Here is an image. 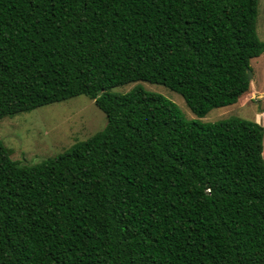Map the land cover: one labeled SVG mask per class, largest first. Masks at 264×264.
Here are the masks:
<instances>
[{
    "label": "trees",
    "instance_id": "16d2710c",
    "mask_svg": "<svg viewBox=\"0 0 264 264\" xmlns=\"http://www.w3.org/2000/svg\"><path fill=\"white\" fill-rule=\"evenodd\" d=\"M259 0H0V118L85 95L107 124L34 164L0 139V264H264Z\"/></svg>",
    "mask_w": 264,
    "mask_h": 264
},
{
    "label": "rangeland",
    "instance_id": "374dc122",
    "mask_svg": "<svg viewBox=\"0 0 264 264\" xmlns=\"http://www.w3.org/2000/svg\"><path fill=\"white\" fill-rule=\"evenodd\" d=\"M256 32L264 43V0L258 1ZM252 77L249 88L236 103L210 109L204 116L195 115L177 92L158 83L135 81L107 89L113 95L127 93L135 87L159 93L172 100L186 120L216 122L230 116L255 120L263 126L264 160V52L249 61ZM105 114L85 95L42 105L29 111L0 118V139L11 149V158L21 164H34L67 153L77 142L102 130Z\"/></svg>",
    "mask_w": 264,
    "mask_h": 264
},
{
    "label": "water",
    "instance_id": "95a60500",
    "mask_svg": "<svg viewBox=\"0 0 264 264\" xmlns=\"http://www.w3.org/2000/svg\"><path fill=\"white\" fill-rule=\"evenodd\" d=\"M251 77H252L251 69L248 68L247 69V78H248V80H250Z\"/></svg>",
    "mask_w": 264,
    "mask_h": 264
}]
</instances>
